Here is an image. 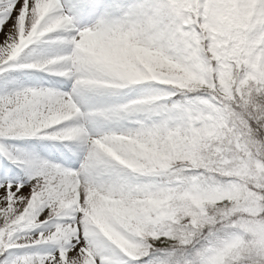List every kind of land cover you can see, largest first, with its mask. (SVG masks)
<instances>
[{
    "label": "snow or ice",
    "instance_id": "1",
    "mask_svg": "<svg viewBox=\"0 0 264 264\" xmlns=\"http://www.w3.org/2000/svg\"><path fill=\"white\" fill-rule=\"evenodd\" d=\"M0 264H264V0H0Z\"/></svg>",
    "mask_w": 264,
    "mask_h": 264
}]
</instances>
